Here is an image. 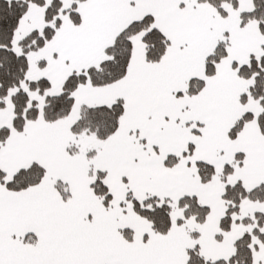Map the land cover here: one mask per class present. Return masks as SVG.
I'll use <instances>...</instances> for the list:
<instances>
[{"label":"snow or ice","instance_id":"1","mask_svg":"<svg viewBox=\"0 0 264 264\" xmlns=\"http://www.w3.org/2000/svg\"><path fill=\"white\" fill-rule=\"evenodd\" d=\"M0 264H264V0H0Z\"/></svg>","mask_w":264,"mask_h":264}]
</instances>
